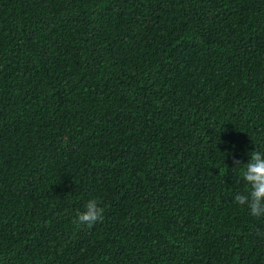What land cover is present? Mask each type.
Instances as JSON below:
<instances>
[{"label":"trees","instance_id":"1","mask_svg":"<svg viewBox=\"0 0 264 264\" xmlns=\"http://www.w3.org/2000/svg\"><path fill=\"white\" fill-rule=\"evenodd\" d=\"M254 150L264 0H0V264H264Z\"/></svg>","mask_w":264,"mask_h":264},{"label":"clouds","instance_id":"2","mask_svg":"<svg viewBox=\"0 0 264 264\" xmlns=\"http://www.w3.org/2000/svg\"><path fill=\"white\" fill-rule=\"evenodd\" d=\"M249 161L233 160V170L240 171L239 179L245 185L244 191L234 197V202L248 211L252 217L264 218V151L249 153ZM105 208L97 198L89 199L83 211L76 213L73 223L78 227L93 228L104 220Z\"/></svg>","mask_w":264,"mask_h":264}]
</instances>
